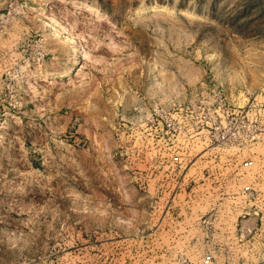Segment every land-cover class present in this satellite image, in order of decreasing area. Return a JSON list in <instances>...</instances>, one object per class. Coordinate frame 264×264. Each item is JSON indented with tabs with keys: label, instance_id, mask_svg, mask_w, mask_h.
Returning <instances> with one entry per match:
<instances>
[{
	"label": "rangeland",
	"instance_id": "rangeland-1",
	"mask_svg": "<svg viewBox=\"0 0 264 264\" xmlns=\"http://www.w3.org/2000/svg\"><path fill=\"white\" fill-rule=\"evenodd\" d=\"M263 79L264 0H0V264L194 261L217 156L148 167L147 112Z\"/></svg>",
	"mask_w": 264,
	"mask_h": 264
},
{
	"label": "built area",
	"instance_id": "built-area-1",
	"mask_svg": "<svg viewBox=\"0 0 264 264\" xmlns=\"http://www.w3.org/2000/svg\"><path fill=\"white\" fill-rule=\"evenodd\" d=\"M146 124L148 167L169 176L186 166L187 154L217 156L212 201L195 213L203 249L194 261L179 256L178 264H217L219 248L226 249L224 264H264V79L254 95L215 86L185 103L153 105Z\"/></svg>",
	"mask_w": 264,
	"mask_h": 264
}]
</instances>
